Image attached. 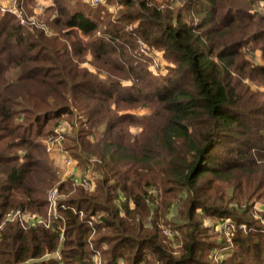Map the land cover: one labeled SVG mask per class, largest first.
<instances>
[{"label": "trees", "instance_id": "1", "mask_svg": "<svg viewBox=\"0 0 264 264\" xmlns=\"http://www.w3.org/2000/svg\"><path fill=\"white\" fill-rule=\"evenodd\" d=\"M50 1L43 12L58 15L35 17L36 0H16L26 26L0 12V264H88L94 252L107 254L103 264H264V231L246 211L222 207L213 185L222 180L235 190L239 174L264 186V98L242 83L264 84V65L245 56L257 49L264 60V17L254 12L263 0H185L176 12L120 0L128 8L101 30L88 8ZM140 43L162 51L168 76L149 72ZM88 54L103 80L80 66ZM138 107L149 113L137 118L130 110ZM73 109L80 128L65 150L96 181L92 193L58 182L38 159L41 138L57 135L46 128L64 125ZM66 184L78 192L60 210L63 231L10 220L17 210L40 211L45 193L62 195ZM156 196L159 218L175 200L183 208L178 254L153 220L151 228L143 223ZM98 212L106 217L91 223ZM203 216L237 221L233 254L222 262L212 257L218 245L207 241ZM101 229L89 246L84 238ZM58 250L60 260L43 259Z\"/></svg>", "mask_w": 264, "mask_h": 264}, {"label": "rangeland", "instance_id": "2", "mask_svg": "<svg viewBox=\"0 0 264 264\" xmlns=\"http://www.w3.org/2000/svg\"><path fill=\"white\" fill-rule=\"evenodd\" d=\"M133 2V5L131 8L136 9L137 8V1L131 0ZM152 5L159 4L160 9H164L166 7L170 8L172 11L176 12L177 9H180L181 4L184 3L185 0H150ZM14 0H0V12H10V9H13ZM53 4L50 0H36L35 7L33 11V15L35 17L39 16L41 17L45 8L49 5ZM67 7L69 9L76 8L77 6L82 7L83 9L88 8L87 11H89L91 14H95L96 19L100 22L103 21L102 26H100L99 30H101L105 23L111 19H115L116 17L120 16L123 11L128 8L124 6L120 0H102L101 3L96 5L95 7H89L84 0H67L66 2ZM254 12H256L258 15L264 17V0L258 2L254 8ZM45 15H58L57 12H48ZM24 20V15L22 16ZM44 17V16H43ZM42 17V18H43ZM29 21L35 20L34 17L28 19ZM183 20L185 19V16L183 17ZM19 22V21H18ZM20 24V22H19ZM24 26L25 23H24ZM47 30V28H45ZM129 30H131V27H129ZM88 39V38H85ZM84 39V40H85ZM247 52L246 59L252 64L253 66H263L264 60L262 59V54L259 50H251L246 49ZM136 52L140 54L143 57H146L150 60V65L148 66L149 72H151L153 75L158 76L159 78L166 77L170 74L169 68L171 67V64L165 60V57L163 56L162 51L156 50L154 48L148 47L145 44L140 43L137 48ZM84 59V58H83ZM155 64H157V67H155ZM80 66L84 69H86L88 72L96 73L97 75H101L100 79L103 80L104 74L97 73L96 69L91 64V55L88 54L87 57L84 59V61L80 64ZM12 76V74H11ZM244 85L249 86L251 91H255L260 94V97L264 98V84H258L255 81H249L244 80L242 82ZM131 113H133L137 118H141L144 115L149 113V109L145 107H138L133 108L130 110ZM78 112L77 110L73 109L72 115L66 117V122L63 121V129H60L58 131L57 135H47L48 132L44 137L41 138V148L43 149L44 153L38 155L39 161L44 162L46 165H50L53 172L56 174L59 178L58 182H65L70 181L72 185L83 188L84 191L88 193H92L96 187V181H94L93 177L88 171H85L83 164L81 166H76L74 170V176L78 178H82L84 175L87 178H90V181L86 185H75L69 178H64L63 175L66 171V167L63 166V157L62 154L66 153L67 148L71 147L73 143L69 141V139L75 137V131L80 128V123L78 122ZM55 121L51 122L48 128H46L47 131H53L55 133V129L58 124H55ZM73 124V125H72ZM54 125V126H51ZM134 132L139 131V128H132ZM57 151V153H56ZM68 153V152H67ZM54 157V158H53ZM70 157V156H69ZM55 159V160H54ZM263 165V164H261ZM64 171V173H63ZM59 173V176H58ZM63 173V174H62ZM57 178V179H58ZM234 185L235 190L231 189V185L222 181V180H214L213 185L215 184L217 187H219V195L221 197H224L223 201L221 202V206L233 210L237 209L235 212V216H242L241 213L247 212V215L249 216L248 219H251L250 223L251 225L258 226L262 231H264V186L256 188V184L258 182V179H256V182L254 184H247L246 179L243 176H240L239 174L234 176ZM264 183V181H263ZM70 185L66 184L62 188L61 191H63L62 195L58 192L57 189H52L49 192L45 193L44 200L46 199V205L42 206L40 208V211L38 212H30V211H22L18 212L14 211V213L11 215L10 220H17L21 225H28L35 223L44 225L45 228H53L57 227L61 231L64 230L65 227H67L66 224V216L64 213L60 212V210H63L66 208L64 204V201L67 200L66 197H75L77 195V188L70 189ZM154 194V193H153ZM156 199L154 200V203L149 204V210L148 211V219L144 221L143 223L146 224L149 228H151V223L153 220L154 227H158L160 230H162V234L166 236L170 244L172 245V249L174 250V254L179 253V248L181 247V239L178 234V231H176V227H181L183 225V217L182 211L183 208L178 205L177 200H175L171 207L168 209V212L166 214V218H159L160 211L163 208V205L159 202V197L156 196ZM114 204L117 206L119 205V201H113ZM157 208V211L155 208ZM65 210V209H64ZM87 217V215L80 213V217L78 218V222H85L84 219ZM106 217L105 212H98L94 216H90L91 223H98L100 220ZM203 224L206 228V237L207 241L211 243H216L218 246H214L212 249V257L217 262H222L230 257V255L233 254L232 247V233L233 229L236 228L237 221L228 220V221H217L216 219H213L211 217L203 216ZM88 221V220H86ZM2 224V223H1ZM88 225H90L88 223ZM243 230L246 229V227L241 226ZM185 230H183L184 233ZM104 230L101 229L98 233H91L87 237H85V241L89 243V246H93L99 237L104 234ZM177 238L174 237V234ZM62 238V237H61ZM64 239V237L62 238ZM60 241H62L60 239ZM109 244L103 243L100 247L101 249H108ZM61 250H58L54 252L53 254H49L43 257V259L48 258H55L56 260H60L62 258L61 256ZM89 259L84 258V262L86 261L88 264H103V262H106L107 260V254H100V252H94L93 254L89 255ZM74 264V262H72ZM71 263V264H72ZM117 264H124L123 261L117 262ZM149 264H155V260H152L149 258Z\"/></svg>", "mask_w": 264, "mask_h": 264}, {"label": "built area", "instance_id": "3", "mask_svg": "<svg viewBox=\"0 0 264 264\" xmlns=\"http://www.w3.org/2000/svg\"><path fill=\"white\" fill-rule=\"evenodd\" d=\"M102 0H84V2L91 6V7H95L96 5H98L99 3H101ZM10 12L12 14H15L17 19L19 20L21 25H24L25 20H23L22 14L20 13V11L17 9L16 7V0H14V4H13V9H10ZM47 32V30H45ZM155 67H157V64H155ZM60 129H63V125L60 124L55 128V133L58 134V131ZM63 157V166L66 167V171L63 175L64 178H69L71 179V181L75 184H80V185H86L88 183V181H90V178H87L85 175L82 178H78L76 176H74V170L77 166L76 162L73 161V159L71 157H69L68 154L64 153L62 154ZM62 173V174H63ZM59 176V173H58Z\"/></svg>", "mask_w": 264, "mask_h": 264}, {"label": "crops", "instance_id": "4", "mask_svg": "<svg viewBox=\"0 0 264 264\" xmlns=\"http://www.w3.org/2000/svg\"><path fill=\"white\" fill-rule=\"evenodd\" d=\"M56 153H57V151H56ZM54 158V157H53ZM55 160V159H54Z\"/></svg>", "mask_w": 264, "mask_h": 264}]
</instances>
